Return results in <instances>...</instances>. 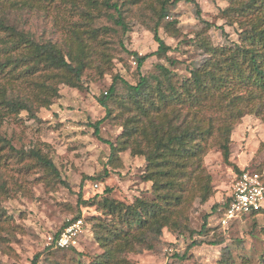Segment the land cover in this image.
I'll use <instances>...</instances> for the list:
<instances>
[{
    "label": "rangeland",
    "instance_id": "1",
    "mask_svg": "<svg viewBox=\"0 0 264 264\" xmlns=\"http://www.w3.org/2000/svg\"><path fill=\"white\" fill-rule=\"evenodd\" d=\"M195 1L200 15L194 3L180 0L172 9L173 14L167 17L175 22L167 29H159L160 37L171 47L166 56L153 55L158 43L153 32L139 20L129 21L124 34L101 30L94 39L90 38L96 53L88 58L83 70V87L61 83L59 95L52 97L49 106L22 110L2 119L0 136L16 150L0 147V188H3L0 206L8 215L5 230H0V264H88L104 252L96 234L104 231L100 224L109 223L110 219L99 202L107 196L127 205L138 197L153 196L152 181L143 177L147 169L144 156L133 154L129 148L111 155L107 140L116 143L123 130L117 115L118 104H114L115 117L102 122L99 135L91 124L106 116V108L98 98L108 92L115 75L132 84L138 82L137 60L132 52L152 54L140 69L142 74L150 73L161 62L175 74V82L179 84L207 59L196 43L200 36H210L214 45H232L239 40L240 28L229 24L222 14L233 0ZM64 3L56 0L47 10H12L9 20L32 33L36 40L73 44L74 51L80 52L72 28L76 26L80 30L82 22L87 20L89 29L91 19L70 10L71 3ZM86 6L93 13L101 12L97 2ZM103 24L115 26L106 18ZM230 138L228 160L215 145L204 156L203 171H199L203 184L197 186V196L188 213L196 230L208 214L209 234L222 235L224 242L218 246L203 243L187 249L201 236L192 239L190 234L183 235L172 226H165L161 250L128 252L126 258L130 262L168 264L174 261L175 252L188 250L181 264H262L264 212L232 220L222 224L223 227L219 224L223 217L221 203L238 171L256 169L264 176V119L255 114L243 116L234 124ZM36 150L53 161L69 187L31 155ZM206 181L210 183L204 189ZM205 190L209 196L202 201ZM83 200L92 204L85 205ZM216 204L220 205L214 209ZM78 218L83 223L77 248L62 250L52 238L66 222Z\"/></svg>",
    "mask_w": 264,
    "mask_h": 264
},
{
    "label": "trees",
    "instance_id": "2",
    "mask_svg": "<svg viewBox=\"0 0 264 264\" xmlns=\"http://www.w3.org/2000/svg\"><path fill=\"white\" fill-rule=\"evenodd\" d=\"M61 1L71 3L70 10L91 19L89 29L87 20L82 22L80 30L76 26L72 28L80 43V52L74 51L73 44L36 40L32 33L9 20L12 10H47L56 0H0V123L6 115L49 106L52 97L59 95L61 83L83 87V70L88 58L96 53L90 38L94 39L101 30L124 34L129 29V21L136 19L154 34L158 48L153 55L162 58L171 49L160 37L159 29H167L175 22L168 21L167 17L173 14L172 9L180 0ZM187 1L196 5V13L200 15L197 2ZM94 2L99 4V14L86 6ZM222 14L229 19V24L240 28L239 40L232 45H214L210 36H200L196 43L207 59L181 83L175 82V74L161 62L150 73L142 74L140 69L152 54L132 52L137 60L138 82L132 84L117 74L108 92L98 98L106 108V116L91 124L95 133L99 135L106 118L115 117L117 103L123 130L116 143L107 140L111 155L129 148L133 154L144 156L147 169L143 177L152 181L153 196L138 197L127 205L107 196L99 202L110 219L109 223L100 224L104 231L96 234L104 252L88 264H134L126 258V253L159 252L165 226H172L183 235L190 234L192 239L201 236L187 249L203 243L218 246L224 242L222 235L209 234L208 214L196 230L190 224L188 213L197 196V186L203 184L199 171H203L204 156L210 147L218 146L228 160L234 124L247 114L264 119V0H233ZM104 18L115 26L104 25ZM35 76L41 79L36 80ZM5 146L16 150L0 136V147ZM31 155L62 184L70 186L49 157L39 150L32 151ZM209 183L206 181L203 188L209 187ZM205 192L201 195L202 201L209 196L208 190ZM83 203L92 204L87 200ZM221 204L227 206L225 200ZM263 212L264 209L253 214ZM7 217L0 206V230H5ZM219 226L223 227L221 223ZM75 248L72 245L61 249ZM187 251L175 252L174 261L168 264H181ZM261 261L264 264V257Z\"/></svg>",
    "mask_w": 264,
    "mask_h": 264
},
{
    "label": "built area",
    "instance_id": "3",
    "mask_svg": "<svg viewBox=\"0 0 264 264\" xmlns=\"http://www.w3.org/2000/svg\"><path fill=\"white\" fill-rule=\"evenodd\" d=\"M227 206L223 207L220 223L228 224L232 220L243 218L264 209V180L256 169H243L234 177L233 184L225 198ZM83 220L70 221L57 238H52L56 246L63 248L76 246Z\"/></svg>",
    "mask_w": 264,
    "mask_h": 264
}]
</instances>
